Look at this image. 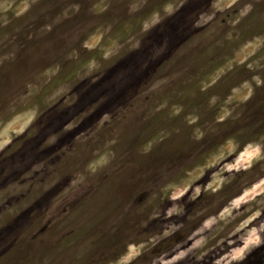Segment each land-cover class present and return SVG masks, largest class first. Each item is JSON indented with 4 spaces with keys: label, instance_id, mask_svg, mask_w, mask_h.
I'll use <instances>...</instances> for the list:
<instances>
[{
    "label": "rangeland",
    "instance_id": "rangeland-1",
    "mask_svg": "<svg viewBox=\"0 0 264 264\" xmlns=\"http://www.w3.org/2000/svg\"><path fill=\"white\" fill-rule=\"evenodd\" d=\"M261 225L264 0H0V264H264Z\"/></svg>",
    "mask_w": 264,
    "mask_h": 264
},
{
    "label": "clouds",
    "instance_id": "clouds-1",
    "mask_svg": "<svg viewBox=\"0 0 264 264\" xmlns=\"http://www.w3.org/2000/svg\"><path fill=\"white\" fill-rule=\"evenodd\" d=\"M169 214H171V210L169 211ZM259 214V212L256 213V215ZM261 230H264V225H261ZM261 243L262 241L258 235L257 229L253 228L249 232L248 237L243 240L242 245L231 252V261H243L245 253L249 250L250 246H259Z\"/></svg>",
    "mask_w": 264,
    "mask_h": 264
},
{
    "label": "flooded vegetation",
    "instance_id": "flooded-vegetation-1",
    "mask_svg": "<svg viewBox=\"0 0 264 264\" xmlns=\"http://www.w3.org/2000/svg\"><path fill=\"white\" fill-rule=\"evenodd\" d=\"M228 13H229V12H228ZM260 14H262V13H260ZM262 15H263V14H262ZM211 24H212V23H211ZM211 24H210V25H211Z\"/></svg>",
    "mask_w": 264,
    "mask_h": 264
}]
</instances>
